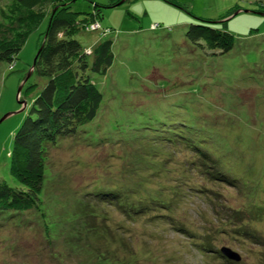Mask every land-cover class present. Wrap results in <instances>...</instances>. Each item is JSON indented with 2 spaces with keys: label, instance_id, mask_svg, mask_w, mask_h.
<instances>
[{
  "label": "rangeland",
  "instance_id": "obj_1",
  "mask_svg": "<svg viewBox=\"0 0 264 264\" xmlns=\"http://www.w3.org/2000/svg\"><path fill=\"white\" fill-rule=\"evenodd\" d=\"M108 2L77 0L73 10L91 13L94 3ZM259 3L264 5V0H128L122 5L101 9L100 23L113 33L101 38L100 33L83 31L78 37L84 48H92L102 39L114 41V63L105 77L97 78L104 93L103 115L81 134L82 138L65 140L61 146L51 149L43 205L54 202L50 212L64 221L63 211L76 213L75 196L79 199L88 190L94 192L92 189L97 186L92 187L93 181L103 180L107 182L106 189L115 190L126 186L130 178H149L135 172L148 164L142 155L158 154L160 158L174 157V163L162 161L164 169L171 173L168 178L151 176L153 184L167 183L169 197H175L173 213L167 205L157 206L155 202H150L155 210L145 211L143 216L137 215L134 219L121 215L110 205L92 208L91 211L107 214L108 219L103 224L95 222L99 227L104 225L100 229L106 231L104 236L82 237V247L95 253L88 257L71 256L77 252L70 231L72 226L52 224L49 247L41 236L44 227L39 215L33 217L34 223L22 225L30 219L28 215L14 214L10 218L11 215L0 214V264H89L91 260L90 264H101L100 255L97 257L100 252L105 254L102 258L106 264H264V220L258 218L259 210L252 204L258 199L257 204L264 205V15L251 9L258 8ZM19 4L18 0H0V24L7 23L13 13L18 18L27 13L26 8L15 13L14 10L21 8ZM237 6L248 13L241 12L220 21H227L228 30L238 40L230 54L217 58L211 50H202L187 41L188 25L196 19L218 20ZM51 11L49 4L45 14ZM16 21L11 38L29 24L26 18L22 25ZM79 21L82 23L80 18ZM48 22L45 18L31 33L14 67L0 63V121L8 116L0 123V180L10 185H13L10 154L14 136L37 93L28 96L26 90L34 81L31 68ZM150 115L175 119L178 116L164 137L175 142L181 136L174 135V128L176 131L183 130L185 125L202 128L199 116L203 117L210 136L209 142L202 144L203 152H209L220 165L228 162L242 180L251 181L255 198H247L241 192V182L211 181L198 171H187L185 160L193 153L182 150L185 141L179 146H168L161 142L163 137L150 136L152 132L145 129L141 132L148 137L137 135V138L148 139L137 144L129 142L134 138L129 132L123 137L128 142H122L123 148H127L121 149L123 144L118 142L115 123L137 122L140 117ZM202 134L200 131L186 137L190 140L192 135ZM101 137L111 139L106 141L109 143L96 145V138ZM169 147L172 151L167 152ZM136 149L140 150L136 152ZM231 151L233 157H230ZM161 152L176 154L164 156ZM206 187L213 189L215 196ZM219 204H228L234 212L240 211L238 218H243L237 219L233 214L232 224L237 228H252L259 237L255 241L234 237L236 229L218 212L221 211ZM213 207H217L216 213ZM225 231L226 235L221 234ZM204 241L206 245L211 244L210 249L199 247ZM223 247L240 254L242 261L226 259L220 254ZM54 252L63 253L60 256L63 263L53 260Z\"/></svg>",
  "mask_w": 264,
  "mask_h": 264
},
{
  "label": "trees",
  "instance_id": "obj_2",
  "mask_svg": "<svg viewBox=\"0 0 264 264\" xmlns=\"http://www.w3.org/2000/svg\"><path fill=\"white\" fill-rule=\"evenodd\" d=\"M36 1L37 3L35 4L34 2ZM75 1L77 0H18L21 8L18 7V10H14L15 13H21V10L25 8L27 13L21 14L19 18L15 17L14 13L10 14L11 17L7 23H11L0 24V63H7L14 67L18 54L31 33L35 29H38L45 18H48L49 21L47 31L43 33L39 44L37 58L32 70L34 81L26 90L28 96L37 93L33 98L25 120L15 133L13 150L12 154H10V175L13 179V185L0 180V214L11 215L10 218L14 214L28 215L30 219L23 221L22 225L34 223L33 217H38L39 215V219H41L44 227L41 236L48 243L49 247L52 244V224L61 223L64 226H72L73 229H70V231L73 233L72 238L76 244L77 252H75V255L71 254V256L88 257L95 253L92 251L90 253L89 248L87 249L86 246L82 247L80 244L82 237L88 235L104 236L106 231H101V227L104 225L99 227L95 222L102 221L103 224L108 219L107 214L91 211L92 208L99 207V205H110L112 206L111 208L119 211L121 215L128 216L131 219H134L137 215L138 217L143 216L145 211L155 210V208L150 206V202H155L157 206L159 203L167 205V208L172 211V206L174 205L172 201L175 197H169L167 183L159 181L153 184L151 176L152 174H158V178L161 180L168 178L171 173L164 169L165 164L162 161L168 162L171 160L172 163L175 161H173L174 157L170 156L166 159V157L160 158L158 154L149 157L142 155L141 157L147 160L148 164L146 163L145 167L143 165V167L137 168L138 171L135 173L138 176L145 174L149 178H139V180L138 178H130L126 186L124 185L115 190L106 189L105 184L107 182L96 179V181L92 182V187L97 186L95 189H92L94 192L90 193V190H88L84 194V197H80L79 199L75 196L76 198L73 202L76 210L75 215H73L74 213L70 214L63 211V214H66V217L63 219L64 221L56 218L54 213L50 212L49 209L55 207L54 202L53 205H43L49 152L52 148L61 146L62 142L65 143V140L67 141L78 136L82 138L81 134L87 132L86 129L102 117L104 93L99 87L97 78L105 77L114 63L113 40L102 39L94 47L84 48L78 36L83 31L100 33L101 38L110 36L113 30L104 28L100 23L103 17L101 9L104 7H116L128 0H109L107 4L94 3V11L91 13L73 10V3ZM49 4L52 7V11L47 15L45 13ZM251 9L264 15V5L261 3H259L258 8ZM235 10L241 9L237 6ZM235 10L228 12L218 20L203 17L196 19V21L188 25L186 31L187 41L202 50L204 48L211 50L212 56H216L217 58L227 56L234 50L238 40L228 30L227 21H220L232 16ZM10 12H12V9ZM6 15L7 13L3 15V18ZM14 17L15 19L17 18V21L15 20L16 24L22 25L25 18L29 24L23 30H18L17 36L11 38L12 28L15 23ZM11 18H13V21ZM78 18L82 20V23L78 22ZM169 117L150 115L140 117L137 122L119 121L115 123L116 132L119 134L118 142L123 144L120 146L121 149L127 148H123L124 143L122 142H128L126 138L123 139L125 137L124 134L130 132L129 134L134 138L129 140V142L137 144L143 142L142 140L148 139V135L141 132L145 129L152 132L150 136L156 134L157 138L163 137L161 142L168 146H179L182 141H185L183 143L185 146H182V150L184 152L188 150L193 153V155L188 156V160H185L187 171L190 170L191 173L198 171L202 175L209 176L210 180L215 179L218 182H228V184H234V181L241 182L239 184L240 186L242 185V189L240 188L241 192L245 193L246 195H244L247 198H255L254 192L251 191V181L242 180L238 171L230 167L228 162L220 165L219 161L213 159L209 152H203L202 144H206L210 139L203 125V117L199 116L202 128L197 127V125H185L182 127L183 130L180 131H176L174 128V135L181 136L178 138V142L169 137L164 139L166 134L170 132L171 126L175 125L172 121H178V116L176 119ZM200 131H203L204 134L193 136L194 134H199ZM188 134H193L190 140L186 137ZM137 135H145L147 137L137 138ZM108 139L111 138H96V145L98 143H109L106 142ZM114 143H112V147H114ZM139 150L136 149L135 151ZM166 151L170 152L172 148L169 147ZM162 153L161 155L164 156L176 154ZM231 153L232 151L230 152V157H233L234 155ZM156 158L157 160L154 161ZM124 161L126 160L124 159ZM141 163L143 164L142 161H140ZM157 163L160 164L155 166ZM177 189L174 194L177 193ZM206 189L211 194L213 193L212 197L215 196L213 189L208 187ZM208 200L210 201V198ZM256 200L258 201V199L253 200L252 204L259 210L258 218L264 220V205L262 203L257 204ZM56 202L58 203V201ZM59 202L61 203L60 200ZM219 205L221 211H218L217 207H213L215 213L216 211L220 212L223 219L229 221L231 225H233V214H236L237 219L243 218H238V214H241V212H234L235 210L232 206L228 204V206L225 204ZM34 212L36 213L35 215ZM233 226L236 229L235 234H233L236 238H240L241 240L253 238L255 241L259 237L257 233L252 231V228L249 229L242 226L237 228L236 225ZM221 234L226 235L227 232L225 231ZM111 236L113 237V235ZM205 243L204 241L199 247L202 250L210 249L211 244L208 243L206 245ZM62 254L54 252L52 256L53 260L63 263L62 260L64 259L60 257ZM220 254L228 259L222 253V248ZM104 255L102 252L97 254L101 264H106L103 262L104 258H102ZM228 260L231 261L230 259ZM94 264L99 263L95 262Z\"/></svg>",
  "mask_w": 264,
  "mask_h": 264
},
{
  "label": "water",
  "instance_id": "obj_3",
  "mask_svg": "<svg viewBox=\"0 0 264 264\" xmlns=\"http://www.w3.org/2000/svg\"><path fill=\"white\" fill-rule=\"evenodd\" d=\"M124 1V0H123ZM241 12H247L248 13V11H242V10H239V11H237L235 14H233L232 16H236V15H238V14H240ZM34 69V66H33V68H32V70ZM31 73H32V71H31ZM22 91V88L19 90V93ZM25 105V104H24ZM8 117V116H7ZM6 117V118H7ZM6 118H4L2 121H0V123H2ZM222 253L228 258V259H230L231 261H233V262H237V263H239V262H241V260H242V257L240 256V254H238L237 252H235V251H233L231 248H228V247H223L222 248Z\"/></svg>",
  "mask_w": 264,
  "mask_h": 264
}]
</instances>
